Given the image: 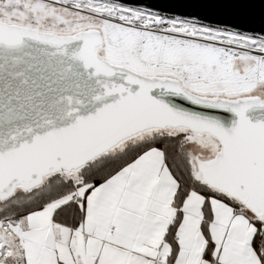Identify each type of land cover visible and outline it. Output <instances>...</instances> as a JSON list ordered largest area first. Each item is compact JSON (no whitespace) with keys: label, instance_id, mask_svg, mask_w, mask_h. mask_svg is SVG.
Here are the masks:
<instances>
[{"label":"snow or ice","instance_id":"obj_1","mask_svg":"<svg viewBox=\"0 0 264 264\" xmlns=\"http://www.w3.org/2000/svg\"><path fill=\"white\" fill-rule=\"evenodd\" d=\"M252 3L0 0V264H264Z\"/></svg>","mask_w":264,"mask_h":264},{"label":"water","instance_id":"obj_2","mask_svg":"<svg viewBox=\"0 0 264 264\" xmlns=\"http://www.w3.org/2000/svg\"><path fill=\"white\" fill-rule=\"evenodd\" d=\"M128 2L145 3L154 8L167 9L171 11L181 12L188 15H195L203 17L206 21H219L223 23H238V17L229 14L227 12L223 13H213L205 8L199 7H175L174 3H191L198 2V0H128ZM236 2L242 3H252L248 7L255 14L257 22L254 24H246L244 27L258 29L260 27L259 17L262 12H264V0H236Z\"/></svg>","mask_w":264,"mask_h":264}]
</instances>
